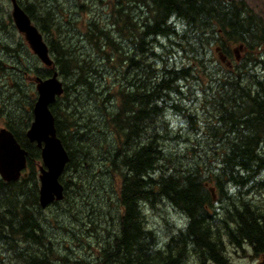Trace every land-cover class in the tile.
<instances>
[{
	"label": "trees",
	"instance_id": "1",
	"mask_svg": "<svg viewBox=\"0 0 264 264\" xmlns=\"http://www.w3.org/2000/svg\"><path fill=\"white\" fill-rule=\"evenodd\" d=\"M17 1L65 84L50 106L69 157L64 198L47 209L76 219L80 202L106 192L99 181L107 176L114 208L103 216L116 222L109 231L91 224L108 235L97 248L77 238L88 261L54 240L56 220L38 202L39 149L25 137L33 99L20 116V78L1 81L0 118L28 155L24 176L0 178V264H232V253L262 260L264 14L243 0H97L104 20L86 21L84 0ZM3 20L0 57L29 71L23 38L14 44L10 15ZM64 23L88 54L64 37ZM4 62L0 79L11 72ZM68 226L61 229L72 233Z\"/></svg>",
	"mask_w": 264,
	"mask_h": 264
},
{
	"label": "water",
	"instance_id": "2",
	"mask_svg": "<svg viewBox=\"0 0 264 264\" xmlns=\"http://www.w3.org/2000/svg\"><path fill=\"white\" fill-rule=\"evenodd\" d=\"M11 19L17 32L24 36L30 50L46 66H52L48 55V48L42 35L30 22L28 16L17 4L11 0ZM57 74L41 81L36 79L37 100L33 107V121L26 132L29 142H35L40 148L43 167L40 168V188L38 192L39 204L45 208L53 201L61 200L63 187L59 177L69 161L68 155L60 140L56 136L54 119L49 111V105L55 97L62 93V84L57 80ZM27 152L16 142L12 134L0 130V177L6 182L19 179L21 171L26 166Z\"/></svg>",
	"mask_w": 264,
	"mask_h": 264
},
{
	"label": "rangeland",
	"instance_id": "3",
	"mask_svg": "<svg viewBox=\"0 0 264 264\" xmlns=\"http://www.w3.org/2000/svg\"><path fill=\"white\" fill-rule=\"evenodd\" d=\"M56 1L60 5L61 4L65 5L66 1L68 0H56ZM84 1L87 4V6L90 8V10L89 12L84 11L85 13L83 12L82 17H84L86 21L92 20V18L93 19L100 18L101 21H103L105 17L104 12L102 10L103 8L99 4H96L97 0H84ZM244 1L255 12L260 13L262 15L264 14V0H244ZM0 9H1L0 10V20L1 22H5V20H3L2 17L4 18L8 13L10 14L9 0H0ZM64 10H66V7L64 8ZM2 14H4L5 16H2ZM73 17L74 16H70V18L68 19V22H70ZM68 29H69L68 24L64 23L61 27V31L67 34L64 37L69 38L70 43H72L73 45L77 44V48L79 50H83L84 53L88 54L89 49L83 43L82 37L76 32H74V30L67 31ZM9 35L12 36L14 40V44H17L20 42V36L16 33V31L12 32L10 30ZM0 58L3 62L5 61L4 63L8 67L14 68L16 66L19 72L20 65L19 67L16 65V60L14 58H9V57H4V56ZM24 59H25L26 65H28V68L31 69L33 66V62H34V56H32V54H30L28 51L25 54ZM34 63L37 68L39 67L41 68V66L38 65L36 61ZM16 71L17 70L14 69L11 72H9V74L12 75V77L9 75V76H4L3 79H0V88H2L1 90L4 92L3 94H6V89L1 87V81H3L5 84H8L9 82H11L13 78H16V77L20 78L21 75L18 74V72ZM20 81H21L23 91L26 97H25V100H22L21 99L22 94H20L19 96L16 95L15 105L19 106L20 108L19 115L21 116V112H25L26 109H29L28 96L32 94V90H31L32 82L30 79V74H28L26 77L21 76ZM2 101L5 102V100H0V109L2 105H4ZM2 124H3V120H1L0 118V127H2ZM103 161L104 160L100 158L99 161H96V165H99L101 167L102 166L101 164ZM102 170L103 169H101L100 171ZM99 184L103 186L102 188H104L106 192L100 191V195H97V196L95 195V193H93L91 197L86 200V203L80 202L81 203L80 206H82L83 211L76 215L77 216L76 219L69 217L68 213H64L66 211L61 212V210L54 211V210H50L47 208L44 209L46 212V217L48 219L54 218V220H56V226L58 225L57 227L55 226L56 227L55 229L52 228L50 230L51 235L54 238V240L60 243V245L62 244L63 246H66L73 253L72 256L74 255L80 256L85 261H88L90 257H88V255L84 253V250L87 252V254H89L90 253L89 248H85L86 245H82V243H78L77 238L79 236H83L91 246L97 248L98 244L104 245V241L108 239V235H107V232L105 231L103 232L99 228L97 229V232L94 233V231L91 230V228H93L94 225H91V224L93 223V224L101 225V222H102L103 223L102 226L104 227V229H106V231H109L111 229H114L115 222H116L114 217H112L111 219L109 217L106 218L105 215L103 216V213L106 214L105 211L109 209V203H110L109 210L112 209V212H113V208H114L113 207L114 204L112 203V197H111V195L114 196V194L110 192L112 186L110 185V182H108L107 176L102 177L99 181ZM63 213L64 215H62ZM146 213L149 214V217L151 219V222L153 223V226L159 227L158 223H161L160 219L154 218L155 215L149 213V211H147ZM166 213H167L168 220H175V221L179 220V218L172 211L171 212L167 211ZM67 223H69V226L67 227V229L69 231H73L72 233H66L61 229V227H66ZM76 226H78V228H75ZM94 230L96 231V228ZM63 252L64 254H67L66 251H63ZM70 253H69V256H70ZM230 259H231L232 264H264V260H261L259 258L258 259H245V258L239 257L235 253H232ZM188 264H194V263L189 261Z\"/></svg>",
	"mask_w": 264,
	"mask_h": 264
}]
</instances>
